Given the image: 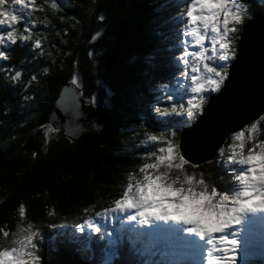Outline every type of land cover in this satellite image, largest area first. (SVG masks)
<instances>
[{"label": "trees", "instance_id": "obj_1", "mask_svg": "<svg viewBox=\"0 0 264 264\" xmlns=\"http://www.w3.org/2000/svg\"><path fill=\"white\" fill-rule=\"evenodd\" d=\"M54 1H38L30 45L19 40L25 34L20 22L14 30L17 43L8 59L0 60V229L11 234L17 227L31 226L42 233L43 264H196L183 246L152 233L133 244V226L122 224L126 216L98 221L102 230L113 233L115 244L87 228L75 230L86 216L114 206L130 175L142 178L138 168L154 148L145 142L146 132L159 134L147 107L159 95L157 85L179 73V66L169 70L162 65L175 64L174 57L182 54L186 5L180 0H68L53 11ZM248 6L254 18L264 12L259 0ZM37 38L42 56L31 49ZM16 71L22 73L18 81L13 79ZM70 83L88 102L102 87L107 89L111 100L105 97L106 103L99 100L98 106L112 110L108 126L77 142L52 127L54 135L47 139L45 128L50 125H41V118ZM244 130L247 133L250 126ZM262 140L264 120H259L255 142ZM252 143L248 137V146ZM186 170L212 186L232 187L233 168L218 154ZM20 206L26 209L24 218L19 217ZM0 243H10L2 232ZM257 244L264 251L263 241ZM257 255L259 251H249L243 264H264Z\"/></svg>", "mask_w": 264, "mask_h": 264}, {"label": "snow or ice", "instance_id": "obj_2", "mask_svg": "<svg viewBox=\"0 0 264 264\" xmlns=\"http://www.w3.org/2000/svg\"><path fill=\"white\" fill-rule=\"evenodd\" d=\"M251 2L180 0L186 5L182 13L184 39L179 44L182 54L174 57L175 64L162 65L169 70L179 66V73L157 85L155 91L159 95L155 102L148 104L147 113L155 122L151 126L159 134L146 132L145 142H151L154 148L144 154L142 166L138 168L142 178L130 175L126 190L114 200V206L96 212L93 217L86 216L82 224L75 226L77 232L87 228L101 240L108 237L109 243L115 244L117 241L111 239L113 233L102 230L98 221L126 216L122 224L133 226L130 230L136 234L130 237L133 244L138 242L144 229H149L177 245L198 253L203 251L202 264H237L242 226L250 217H258L264 223V140L255 142L259 121L250 124L251 146H248L246 131L241 128L227 137L226 147H218L219 158L233 168L232 187L212 186L205 178L189 174L186 166L199 167L189 155L199 147L194 134L203 124L201 118L205 117L209 99L225 89L233 65L242 55L241 34L246 21L254 18L248 6ZM259 2L264 8V0ZM30 3L34 9L35 0H0V49L17 43L18 34L13 29L21 22L22 15L27 24V16L32 11ZM50 7L59 11L61 4L57 0ZM99 19L103 21L104 17ZM34 29L35 25L26 26L19 40L32 41ZM189 37L194 50H189ZM32 47L38 55H43L40 39H35ZM0 59H8L2 50ZM44 71L47 74V69ZM13 79H22V73L16 71ZM37 79L36 75L31 77L33 81ZM186 86L193 95L185 103V98L177 92ZM105 95L111 100L108 93ZM90 100L93 105L98 102L96 97ZM52 131L49 127L48 132ZM178 134L184 139L177 141ZM25 215V207L20 206L19 217ZM0 232L6 241L10 239L9 244L0 243V264H43L42 233L32 230L31 226L17 227L11 234L3 229ZM196 264L201 261L197 260Z\"/></svg>", "mask_w": 264, "mask_h": 264}, {"label": "water", "instance_id": "obj_3", "mask_svg": "<svg viewBox=\"0 0 264 264\" xmlns=\"http://www.w3.org/2000/svg\"><path fill=\"white\" fill-rule=\"evenodd\" d=\"M240 45L242 55L234 63L225 89L209 99L203 124L194 134L199 147L189 155L199 166L212 161L218 147L222 148L235 130L245 129L264 116V14L247 22ZM111 116V109L88 102L79 87L70 83L63 87L55 107L42 116L41 125L64 131L77 142L89 132L102 133ZM180 137V141L184 139Z\"/></svg>", "mask_w": 264, "mask_h": 264}, {"label": "rangeland", "instance_id": "obj_4", "mask_svg": "<svg viewBox=\"0 0 264 264\" xmlns=\"http://www.w3.org/2000/svg\"><path fill=\"white\" fill-rule=\"evenodd\" d=\"M38 1L39 0H35V8H36V5H37V3H38ZM51 1H49V3H50ZM54 2H57V0L56 1H54ZM59 3H61V5H65V4H67L68 3V0H59ZM29 7H30V9H32V11H31V15L30 16H27V24L25 23V16L24 15H22V19H21V22H23L22 24L24 25L23 27L25 28L26 26H31L32 24H33V20H32V17H33V15H34V12H35V8L33 9L32 8V4L30 3V5H29ZM26 15V14H25ZM33 25H36V24H33ZM17 27V25L15 26V28ZM15 28L13 29V31L15 30ZM5 32L7 31L6 29L4 30ZM34 31H35V29H34ZM181 40H183L184 39V37H183V35H182V37L180 38ZM188 40H189V50H194V49H192L191 48V46H190V41H191V38L189 37V38H187ZM27 44H29L30 45V42H26ZM12 47H13V45H11V46H9V47H4V48H2V49H0V50H2L3 52H5L7 55H8V53H10V51H11V49H12ZM209 47H210V45H209ZM31 48V47H30ZM32 50H35L33 47L31 48ZM37 51V50H36ZM1 61L3 60V59H0ZM190 71V70H189ZM187 83H190V81L189 82H187ZM176 87H178V86H176ZM103 88V90H102V93L100 94V95H98L97 97H96V99H97V101L99 102V100L102 102V103H106V101H107V99L105 98L106 97V93H108L109 94V92L107 91V89L105 88V87H102ZM183 88H180L179 90H182ZM185 94H178V92H177V95L178 96H183L184 98H185V101L187 100V98H189V97H191L193 94L191 93V89L190 88H188V87H185ZM109 96H110V94H109ZM157 96V95H156ZM97 102V105H100V103H98ZM50 127H52V126H50ZM48 128H49V126H47V128H45V135H46V137H47V139L49 138H52L53 137V131H54V129H53V131L52 132H48ZM246 135L248 136V137H251L252 136V133H251V131L249 130L247 133H246ZM179 227H183V226H179ZM148 229H144V232L143 233H145L146 231H147ZM260 230L262 231L263 230V232H264V223H262L261 221H260V219L258 218V217H250L249 218V222L248 223H246L245 225H243L242 226V229H241V235L239 236V242H240V248H239V250H238V252H237V264H243V255H245V253H247L248 254V252H247V250H250L251 249V247H250V244H251V241H249V239H251V237H255V238H257L258 236H259V234L260 233H262V232H260ZM151 231V230H150ZM229 231H232V230H229ZM152 234H153V236L154 237H158V238H160V239H163V238H161V236H159L158 234H155V233H153L152 232ZM249 238V239H248ZM246 239H248V240H246ZM257 239H259V237L257 238ZM205 248H206V245H205ZM246 248V249H245ZM252 249H254V247L252 248ZM260 248H257V251H261V250H259ZM185 251H187V253H198L197 252V250H195V249H191V248H186L185 247ZM262 252V251H261ZM199 253H201V254H195L196 256H203V251H201V252H199ZM251 264H254L253 262H251Z\"/></svg>", "mask_w": 264, "mask_h": 264}, {"label": "bare ground", "instance_id": "obj_5", "mask_svg": "<svg viewBox=\"0 0 264 264\" xmlns=\"http://www.w3.org/2000/svg\"><path fill=\"white\" fill-rule=\"evenodd\" d=\"M169 245V244H168ZM167 248V247H166ZM181 250V249H180ZM170 252H171V250H170Z\"/></svg>", "mask_w": 264, "mask_h": 264}]
</instances>
